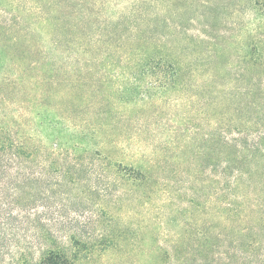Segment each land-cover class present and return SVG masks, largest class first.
Segmentation results:
<instances>
[{"label":"trees","instance_id":"obj_1","mask_svg":"<svg viewBox=\"0 0 264 264\" xmlns=\"http://www.w3.org/2000/svg\"><path fill=\"white\" fill-rule=\"evenodd\" d=\"M44 5L0 17V264L81 256L46 214L87 158L163 207L164 264H264V0Z\"/></svg>","mask_w":264,"mask_h":264},{"label":"rangeland","instance_id":"obj_2","mask_svg":"<svg viewBox=\"0 0 264 264\" xmlns=\"http://www.w3.org/2000/svg\"><path fill=\"white\" fill-rule=\"evenodd\" d=\"M43 1L47 3L42 8L46 12L105 17L123 11L129 0H1L0 17L8 19L10 13L28 15L37 11L35 5H43ZM162 108L165 113L161 115L166 120L174 116L176 106L163 104ZM83 165L86 169L81 172L77 187L64 200L49 205L46 214L51 221L56 220L58 241L69 255H81L73 264H164L157 247L158 243L163 245V237L158 234L163 207L146 205L143 192L123 185L122 176L106 168L101 160L87 158ZM148 219L153 221L150 226H146ZM168 228L170 233L175 231L173 223ZM73 235L87 245L73 241ZM84 247L88 249L83 250ZM241 251L259 263L264 258V242L261 248ZM227 252L216 253L207 260L227 264L231 248ZM217 257L222 263H216Z\"/></svg>","mask_w":264,"mask_h":264}]
</instances>
